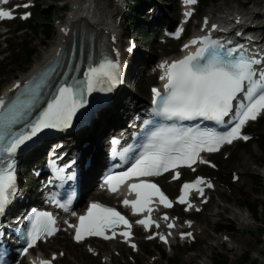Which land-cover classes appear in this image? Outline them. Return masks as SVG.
I'll use <instances>...</instances> for the list:
<instances>
[{"label":"snow or ice","instance_id":"6c2138e0","mask_svg":"<svg viewBox=\"0 0 264 264\" xmlns=\"http://www.w3.org/2000/svg\"><path fill=\"white\" fill-rule=\"evenodd\" d=\"M196 2L197 0H185L188 5H194ZM4 3H8V0H4ZM28 6L23 5V7ZM186 15L191 16V12ZM14 18L12 11L0 9V19ZM23 18L27 19V14ZM191 44L202 46L197 52L182 59L171 63L165 61L160 65L164 70L160 79L166 83L163 92L160 89H153L155 111L171 120L192 121L202 118L224 124L225 118L233 113V102L237 101L240 94H244L247 103L244 100L239 102L240 112L235 126L225 135L176 127L153 132L143 153L128 170L106 177L105 183L110 191H118L122 184L133 178L159 176L181 165L191 167L198 159L201 163H207L200 159L201 152L218 151L224 143L231 144L236 139L250 138L242 135L243 126L264 112V73L260 74L261 80L258 82L255 79L257 72L254 68V65L260 61L243 54L237 57L238 50L225 49L224 45L213 42L207 37L194 39ZM119 67L117 62L104 58L97 67L88 69L84 82L62 84L39 117L28 125L30 131L27 132H16L14 126L22 121L23 116L26 115L25 109L31 107L32 101L21 102L17 98L6 107L5 100L0 98V110L6 109L0 111V214H3L16 193L13 156L17 149L43 129L69 127L73 116L85 103V91L91 93L98 85L117 84ZM179 175L177 172L174 179H178ZM205 183L208 187H213L211 182L205 181L203 177L185 183L178 202L188 203L191 190L198 191L202 196L203 188L200 185ZM129 189L136 193L137 199H125L123 204L125 207L131 206L134 215L141 212L149 213L148 218L137 221L146 229H150L155 223L151 219L152 208L149 207L154 196L159 197L160 203L165 208L173 206V202L155 183L141 181L130 184ZM191 207L189 203V208ZM30 219L34 223L28 233L31 237L28 247H34L43 234H52L54 231L52 225L55 221L50 213H35ZM163 219L169 218L165 215ZM120 225H123L127 231H121L119 235L126 241L129 240L131 237L129 220L115 208L93 202L86 215L79 217V225H70V227L75 228V239L81 242L89 236L113 239L117 235L116 228ZM159 226L157 223L156 227ZM168 227L172 228L174 225L170 223ZM109 230L112 232L111 235L106 234ZM184 235L190 236L191 233L182 234V237ZM151 238L153 237H149ZM160 239L167 243L164 235L160 234ZM132 247L135 248V245L133 244ZM24 251L27 253V248ZM33 264L36 262L33 261ZM39 264H52V262L41 260Z\"/></svg>","mask_w":264,"mask_h":264},{"label":"rangeland","instance_id":"374dc122","mask_svg":"<svg viewBox=\"0 0 264 264\" xmlns=\"http://www.w3.org/2000/svg\"><path fill=\"white\" fill-rule=\"evenodd\" d=\"M70 1L71 0H36L34 3L36 6L32 8L31 18H34L37 23H43V20H45L44 16L52 15V23L50 25L54 27V37L58 21L65 17L67 10L70 8ZM155 1L169 11V14L174 19V23L178 20L181 15L179 0H172L171 2L166 0ZM202 1L203 0H201V2ZM242 1H244V3L247 2L246 0H220L204 8L201 6L197 7V18L191 20L187 31L193 32L199 27H202L198 23L202 17L225 14L221 13V11L231 10V12H234L239 9L242 10L244 8V3ZM116 2L115 0H97L99 4L98 7H106L105 13L112 16L111 19H113V14L117 13V17L115 16L114 19H120L119 23L121 27L119 30L122 31L123 34L121 38V45L123 48H126L125 45L129 40H135L137 42V49L133 55H138V60L143 61V63L147 62L148 65H146L144 72L135 76L137 80L132 79V81L126 82L127 85L131 86V91L133 90L134 93L143 97L145 101H148L149 85L151 83H158V75H155L153 79L150 77L152 74V62L158 61L164 56L179 54L182 50L183 41L168 39L169 41L165 42L167 38L162 35L164 34L166 26H162L159 29H150L144 22V18L149 16L146 14L138 15L140 8L129 11V9H125V2L118 7H116ZM129 3L131 6V4H134V1L130 0ZM246 5H250L252 9L264 13V0H260L258 4L248 3ZM127 13L137 18L136 24H134L129 34L126 33L128 31H125L128 25V20L126 19ZM250 16L252 15H248V17ZM263 19L255 17V21L260 23ZM15 22L16 20L5 22L0 27L3 32L0 36V93L7 85L14 81L15 78L20 77L32 69L38 59L39 53L42 52L51 40L50 39L44 44L45 42L41 39L42 37H36L34 33L29 30L27 31L24 29L15 32V28L17 27ZM197 23L198 25L195 26ZM22 39L26 42L32 41L33 47L37 50L31 66H22L18 62L10 64L18 57V49L22 46ZM148 55L149 58H153L149 60ZM263 122L264 114L257 121L249 125L247 132L252 136L249 141L236 142L227 146L218 154L212 155L208 160L214 163L216 162V167H212L209 163H205L196 172H191L189 170L185 171L184 176L186 177L187 175V178H193L196 174L200 173L208 178L220 181V190L212 189L209 193L210 201L198 208L199 210L202 207L201 212H194L192 216H188L185 206H179L177 209L173 210V214H176L178 217L182 215L184 219H191L190 223H188L191 225L194 220H203L206 215H211L212 212L218 210V207H213V205L215 201H219L228 208L240 210L247 216L249 215V225L240 227L237 219L234 217V212L229 210L223 213V215L212 216L211 222L212 224L218 225L219 223L229 224V221H233L235 223V229L232 231L218 232L213 225H209V236H191L187 241H182V237H180V239L174 240L171 247L158 238L149 239V235L140 236L137 238L144 241L143 245L136 252H134L133 249L127 250L126 248H123V250H116L114 252V264H152L158 260L160 264H188L185 262V257L188 254H198L197 262L199 264L204 263L203 259L207 260L206 264H213L214 257L219 254L229 257L231 264H238V262L241 261V255L244 251L252 252L253 258L256 259L259 264H264V176L260 173V170L264 167V151L258 145L261 136L264 135V126L261 124ZM250 157H254L256 160L252 163V167H254L255 171L250 173L251 175L248 176L245 182H237L238 170H236V167H234L232 163ZM25 164L26 163L23 162V176L21 177V181L27 183V187L32 188L37 181L34 180L33 173L28 170ZM260 180H262V183H258ZM221 191L224 195H222ZM176 192H178V187ZM245 199L252 203L256 202L259 204L258 217H255L252 212L243 205L242 201ZM231 234H236L238 239L233 241L230 240ZM217 235L224 236V238L228 240H226L224 244H219L214 239ZM193 238H196L195 242H191ZM260 239L261 241L263 240V242L259 241ZM68 242V247H63L62 245L52 247L49 245L45 246L44 249H40L39 247L35 250V253L43 251L47 255H51V253L57 252L60 258L57 259L54 264H105V258L101 256V250L89 251L87 246L92 245L96 247L97 244H101L107 249L115 248L114 244L110 241L91 240L85 243L71 244V237L69 236ZM124 247H126L125 243ZM161 251H164L163 255Z\"/></svg>","mask_w":264,"mask_h":264},{"label":"bare ground","instance_id":"6f19581e","mask_svg":"<svg viewBox=\"0 0 264 264\" xmlns=\"http://www.w3.org/2000/svg\"><path fill=\"white\" fill-rule=\"evenodd\" d=\"M127 4V7L130 6L129 1L130 0H124ZM247 2L244 3V8L238 11L230 12V11H221V13H225L223 15H219L215 20L211 21V18H208L209 20V26L210 24H221L225 23L228 28L237 29V28H244L251 25V22L254 23L253 29L256 28L257 30H263L264 34V13L261 11H256L250 7V5H246L248 3H260V0H246ZM97 3V0H71L70 1V8L67 10L66 15L63 19H60L57 24L56 33L54 37L50 40L49 44L45 46V48L42 50V52L39 53L38 59L36 60L34 66L32 67L30 73L34 70V73L42 68L46 64H51L54 59H56L59 55L62 56V54L66 52H70L71 46L76 40L77 46L80 44V40H83L84 45L86 47L89 46L90 42L92 41L91 37H94V49L97 50L98 48L101 49H108L112 51L120 60L123 62V66L125 69L126 74V81H132L137 80L136 75H139L141 72H144V69L146 67L147 62L143 63V61L138 60V55H133L127 51L128 42L126 43V48H123L121 45V38L123 36L122 31L119 30V25H115L112 21V16L107 15L105 13L106 7L100 6ZM182 9L186 7L185 4H183ZM102 9V10H101ZM191 6H187V10L190 11ZM143 10L145 14L149 17L144 18V22L150 29H159L162 26L169 27L170 25L174 24V19L169 14V11L164 7L158 4L155 0H147L146 4L143 5ZM94 12V15H93ZM229 13V14H228ZM241 15V17H239ZM248 15H252L248 18ZM256 18H262L263 21L261 23L255 21ZM245 18L243 22H241L238 25H232V22H237V19ZM205 19H202V21L199 22L201 26H203L205 23ZM113 31L115 32L119 39L114 41V35L110 34ZM198 32H201V29H198ZM197 32V33H198ZM252 31L247 32L249 36L252 35ZM134 44H136L137 48V42L133 40ZM135 54V53H134ZM144 55V54H142ZM145 56V55H144ZM142 58V57H141ZM153 57L148 59L151 60ZM63 61V58H59V62L61 63ZM150 62V61H149ZM145 65V66H144ZM26 74V73H25ZM25 74L21 75L20 77H17L12 81L9 85H7L2 92L7 93L11 89H14L16 87V83L24 79ZM152 79L155 78V74H151L150 76ZM137 83V82H136ZM128 87V89H127ZM130 90V91H129ZM2 92L0 94H2ZM149 104L148 101L137 95L136 93L131 91V86L126 84L124 87L121 88V93L115 98L114 102L112 103V106L109 109V114H103L105 115L103 118H101L97 123L94 124L93 129L90 131H85V134L82 137L81 141H78V143H75L73 141L69 142V145L66 150L63 152L65 154L72 153L75 149H77L79 152H81L82 157L77 162V164H83V161L86 158L92 159V165L88 169H84L82 171V189H83V196L82 200L89 201L90 199H103V196H105V190L98 191L94 193V196H90V193L92 191V184L93 180H95L98 177L99 172L101 171L103 165L106 164V156H105V150H106V137L109 133L114 134L118 130H120L121 126L120 123H122L127 116H133L136 113V110H138L140 107H146ZM259 119V118H258ZM85 144V146L83 145ZM218 154V153H214ZM31 160V159H30ZM254 157L250 158H243L237 161H234L232 164L234 167H236V170H238V179L237 182H245L248 178L250 173H253L254 167H252V163L255 162ZM216 163V162H215ZM217 164V163H216ZM203 164H199L198 168H201ZM186 170L195 171V168L187 169V168H181L178 169L168 175H165L164 177H160L159 181L164 186V189L167 193H169L172 197V200L175 201V206L173 209H177L179 207V204L176 202L178 192H176V189L178 187V182L173 180V177L177 172H179V177H182L184 175V172ZM260 173L264 176V167L260 170ZM47 172L44 170L39 171V176L43 177L46 176ZM208 182H211L212 185L216 187V189H219V183L220 181H216L214 179L208 178ZM230 186V184H229ZM210 189V188H209ZM31 189L27 190V188H22V191L19 195L20 198V204L21 207H26V205L31 204L34 200L30 196ZM222 195L223 192L221 191ZM212 195V193H211ZM207 196V194L205 195ZM189 203L192 205L191 208H189ZM187 203L185 206V209L188 212V216H192L195 209H198L202 204L200 202H196L192 200L191 202ZM213 207H218V210L211 213V215H206L203 220H194L191 225L188 223L191 221L188 219H184L182 216H177L176 214L172 213V218L163 226L159 228V236L157 237L160 239V234L164 235L167 238V244L169 246H172L174 243V240L178 239V236L180 233H191V235H186L185 238H181L182 241H186L191 236H209L208 233V226L213 225L214 228H217V225L214 223L212 224L211 219L212 216H220L223 215V213L227 211L234 212V217L237 219L238 224L240 227H243L245 225H249L250 223V216L246 215L240 210H233L232 208H228L224 204H222L219 201H215ZM172 209V210H173ZM184 220V221H183ZM173 224L174 227L169 228L168 224ZM62 235V236H61ZM61 235L58 234V236L54 237L52 240L49 241L47 244H41L38 245V248L40 247L44 249L45 246H52L57 247L58 245H62L63 247H68V234L63 232ZM229 237V236H228ZM230 240H237L238 237L236 234L230 235ZM214 239L219 244H224L226 242L224 236H215ZM96 240V239H92ZM161 240V239H160ZM137 245L135 248L128 247V241L123 240L122 238H114L110 242L114 244L115 248H106L101 244H97L96 247L90 245L87 246L89 251H96L97 249L101 250L102 257L105 258V264H114V252L116 250H123V248H126L127 250L133 249L134 252H136L144 243L142 239L136 238ZM164 242V240H162ZM87 242V241H86ZM80 242H76L71 238V244H78ZM85 243V242H84ZM124 243L125 246L124 247ZM128 247V248H127ZM32 250V253H35V250ZM44 253L43 251H41ZM53 256H55V259L53 262H55L57 259L60 258V255H57V252L51 253V255H47L44 253L45 258L53 259ZM197 256L198 254H188L185 257V262L188 264H199L197 262ZM155 261V260H154ZM203 264L207 263V260H204ZM176 262V260H175ZM152 264H160V261H156Z\"/></svg>","mask_w":264,"mask_h":264},{"label":"trees","instance_id":"16d2710c","mask_svg":"<svg viewBox=\"0 0 264 264\" xmlns=\"http://www.w3.org/2000/svg\"><path fill=\"white\" fill-rule=\"evenodd\" d=\"M133 1H134V4H131V10L134 11L136 8H140L138 15L145 14L143 11V5L146 4L147 0H133ZM166 1L171 2L172 0H166ZM219 1L220 0H203L201 2V7L204 8L210 5L211 3L219 2ZM44 17H45V20H43V23H39V22L37 23L34 18L27 19L25 21L17 19L15 22L17 26L15 28V32H19L24 29L27 31L29 30L33 32L36 37H42L41 39H43L45 42L44 44H46L47 41H49L53 37L54 27L50 25L52 23V15H48ZM126 19L128 20V25L125 31L130 32L134 24H136L137 18L131 15L130 13H127ZM21 42H22V46H20L18 49L19 51L17 54L18 57L10 64H14L18 62L22 66H31V64L34 61V57L37 53V50L35 49V47H33L32 41L26 42L25 40L22 39ZM261 124L262 126H264V122ZM258 145L264 151V135L261 136V139L259 140ZM258 183H262V180L258 181ZM242 203L252 212V214L255 217H258L259 215V212H258L259 204L258 203L256 202L252 203L246 199L243 200ZM229 222H230L229 224L219 223L217 225L216 230L218 232L234 230L235 223L233 221H229ZM259 241H261V239ZM261 242H263V240ZM263 248H264V245H263ZM161 252L164 254V251H161ZM241 257H242L241 261H239L238 264H259L258 261L253 258L252 252L244 251ZM213 264H231V261L229 257L219 254L214 257Z\"/></svg>","mask_w":264,"mask_h":264}]
</instances>
